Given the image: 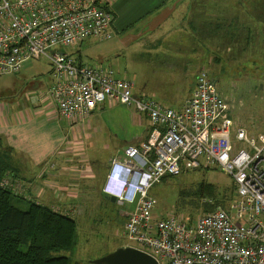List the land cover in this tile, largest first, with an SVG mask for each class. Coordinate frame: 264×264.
Here are the masks:
<instances>
[{
    "label": "built area",
    "instance_id": "2783aa9c",
    "mask_svg": "<svg viewBox=\"0 0 264 264\" xmlns=\"http://www.w3.org/2000/svg\"><path fill=\"white\" fill-rule=\"evenodd\" d=\"M115 0H0V77L19 75L30 60L47 58V96L67 120L87 117L106 103L146 117L151 129L138 146L112 161L115 204L128 213L129 247L159 264H264V135L254 137L227 116L229 103L208 71L192 96L173 109L135 95L134 83L106 66L67 54L92 38L112 39ZM61 48L60 50H57ZM220 169L232 178L236 201L188 223L158 218L151 190L165 177Z\"/></svg>",
    "mask_w": 264,
    "mask_h": 264
},
{
    "label": "crops",
    "instance_id": "0c3cea01",
    "mask_svg": "<svg viewBox=\"0 0 264 264\" xmlns=\"http://www.w3.org/2000/svg\"><path fill=\"white\" fill-rule=\"evenodd\" d=\"M200 5L199 0H115L112 34L131 60L128 78L133 79L135 95L174 109L182 108L192 96L200 44L205 43L189 22L199 15ZM203 7L202 20L208 18L212 32L214 6ZM263 10L264 0H241L240 25L247 33L252 30L253 37H264ZM210 52L207 49L209 57ZM51 85L52 79L48 90ZM40 89L9 109L0 104V141L33 170L32 197L65 204L67 198L90 197L95 191L112 202L111 191L118 189L107 180L112 161L147 139L150 122L112 103L70 121L47 96L48 90Z\"/></svg>",
    "mask_w": 264,
    "mask_h": 264
},
{
    "label": "rangeland",
    "instance_id": "374dc122",
    "mask_svg": "<svg viewBox=\"0 0 264 264\" xmlns=\"http://www.w3.org/2000/svg\"><path fill=\"white\" fill-rule=\"evenodd\" d=\"M199 3V15L193 22H189L205 43L203 46L200 44V63L195 86L198 75L204 70L208 71L216 81L220 94L228 100L227 116L245 128L250 135L260 137L264 135V37H252L247 45V32L240 25L241 0H199ZM204 5L214 6L213 16L210 17L214 18L212 32L208 28V18L202 20ZM255 8L256 6L248 9ZM233 35L236 39L234 41L230 40ZM221 38H224L222 42ZM207 49L216 53V58L220 57L222 61L211 63L214 54L209 57ZM57 50L61 51V48ZM63 50L79 59L81 57L85 64L93 67L106 66L114 69L115 66L114 70L123 78H128V74L133 71L131 60H127V53L122 50L114 33L112 39L92 38L81 46ZM50 68L47 58L30 60L23 65L19 75L0 77V104L9 109L12 104L19 105L21 101H25L26 96L36 92V89L41 88L38 91L46 92L51 83ZM130 110L134 112V109ZM19 159L0 141V165L4 179L14 186L16 205L27 210L30 202H37L52 209L57 208L74 220L75 240L72 249L65 254L71 258L70 264H94V261L119 248L129 247L131 243L123 233L128 213L115 203L104 200L95 191L90 193V197L67 198L65 204L62 200L43 201L35 195L32 197L30 188L33 170ZM200 182L208 183L218 191L225 209H229L237 199L231 177L220 169H204L199 173H189L155 185L151 195L158 201L156 216L167 218L180 214L178 216L186 222L199 219L206 212L207 204L215 205L213 198L203 199L199 207V202L191 205L184 201L180 209L177 203L180 191H195ZM186 197L189 199L190 194Z\"/></svg>",
    "mask_w": 264,
    "mask_h": 264
},
{
    "label": "trees",
    "instance_id": "16d2710c",
    "mask_svg": "<svg viewBox=\"0 0 264 264\" xmlns=\"http://www.w3.org/2000/svg\"><path fill=\"white\" fill-rule=\"evenodd\" d=\"M252 34H255L252 30L248 31L247 45L251 42ZM234 38L233 35L230 40H236ZM223 39L221 38V42ZM211 54H214L213 64L222 61L220 57L216 58V53L210 52V57ZM199 172H188L181 176ZM173 178L175 177H165L162 181ZM13 188L14 186L4 179L0 165V264H70L71 258L65 254L72 249L75 240L74 220L63 212L33 201L27 210L21 209L16 205L17 196ZM206 198H213L215 205L207 204L203 215L219 206L225 208L218 191L204 182H200L195 191H180L178 208L182 209L184 201L191 205L199 202V207L200 202ZM178 215L180 214H176Z\"/></svg>",
    "mask_w": 264,
    "mask_h": 264
},
{
    "label": "water",
    "instance_id": "95a60500",
    "mask_svg": "<svg viewBox=\"0 0 264 264\" xmlns=\"http://www.w3.org/2000/svg\"><path fill=\"white\" fill-rule=\"evenodd\" d=\"M113 203L115 197H111ZM94 264H159L158 261L146 252L133 247L119 248L115 252L105 256Z\"/></svg>",
    "mask_w": 264,
    "mask_h": 264
},
{
    "label": "clouds",
    "instance_id": "9594fccd",
    "mask_svg": "<svg viewBox=\"0 0 264 264\" xmlns=\"http://www.w3.org/2000/svg\"><path fill=\"white\" fill-rule=\"evenodd\" d=\"M110 182H113L116 184V186L118 185V181L114 180V178H112L111 180H109ZM119 186V185H118Z\"/></svg>",
    "mask_w": 264,
    "mask_h": 264
}]
</instances>
